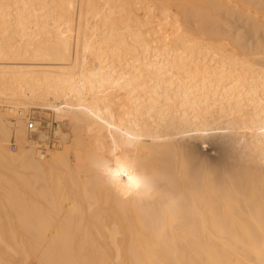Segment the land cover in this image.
<instances>
[{
    "label": "bare ground",
    "instance_id": "6f19581e",
    "mask_svg": "<svg viewBox=\"0 0 264 264\" xmlns=\"http://www.w3.org/2000/svg\"><path fill=\"white\" fill-rule=\"evenodd\" d=\"M78 1L0 0V135L24 141L0 138V264H264V40L213 19L240 0ZM1 106L53 111L64 148L37 160Z\"/></svg>",
    "mask_w": 264,
    "mask_h": 264
},
{
    "label": "rangeland",
    "instance_id": "374dc122",
    "mask_svg": "<svg viewBox=\"0 0 264 264\" xmlns=\"http://www.w3.org/2000/svg\"><path fill=\"white\" fill-rule=\"evenodd\" d=\"M98 1H100V2L102 3V5H104V0H97V2H98ZM144 1H146V0H144ZM144 1H143V2H144ZM251 1L253 2L254 0H251ZM256 1H257V0H256ZM256 1H254V2H256ZM258 1L260 2L259 4H261V6H260V5H256L255 7H252V8H257V7H258L257 9H253V10H255V11L257 10V11L261 12L260 10H258V9L261 8V10H263L262 12H264V9H263V8H264V2H262L263 4L261 3V1H264V0H261V1L258 0ZM258 1H257V2H258ZM78 2H79V1L77 0V2H76V4H75V7H77L78 5L80 6V3H78ZM100 2H98L99 6H100V7H104V6L101 5ZM146 2H147V1H146ZM239 3H240V5H238V7L234 6V4L231 5L232 3H230V5L233 6V9H232V7H230V5L228 4V5H225V6H221V7H220L221 9L223 8V12H221L222 10H220V11L218 10L219 13L221 12V14H222L223 16L225 15V17H230L231 19L229 18L228 20H231V22H233V24L230 22L231 25H233V26L235 25V26L233 27V26H231V25L229 24V25H230V28H229V27H228V26H229V25H228L229 21L227 20V18H226V19H225V18L223 19V16H221V14H220V16H221V17H220L219 14L216 12V13H217V17L214 16L215 14L213 15V17H214L213 19H215V22H217V24H215V28L217 27V28H216L217 30H218L219 28H220V29L223 28L222 31H224V33L221 32V33H222L221 35H223V34L226 33L225 35L222 36V38H224V40L231 41V38H232V37H230V36H231V34H232V36L235 37V38H234V37L232 38V41H233V40H237V37H238V38L240 37V38H241L240 43L243 44L244 46H246V47H250V45H251L252 48L259 47V45L262 44V43H261V42H262L261 40H264V39H263L264 35H261V36H262V37H261V36H259L260 34H257V35L253 34V35H255V37H253V35H252V38H251V39H250L249 37H251L250 34H252V33H261V32H262V34L264 33V32H263L264 29H262V28H261V30H259L260 32H259V31L256 32V31H257V27H258L259 25H258L257 27H254V26H255V23H256V22H254V21H255V20H256V21H257V20H258V21H259V20H262V18L259 19V17H262V16L264 17V14L262 13L263 15H261V13H259V12H253V13H256L258 17L255 16V15L253 14V16L256 17V18L253 17V19H252L253 22H252V21H249V20H250L249 18H250V17L252 18V16H251L252 13H249L250 15L247 17V18H248V19H247L248 21H247L246 18H245V16H244L245 14H240V15H239L238 13H236V12H237L236 10H238V12H239V6H243V8L241 7L242 10H243V11L241 10V11H242L241 13H246V14H248L247 12H252L253 10H252V11H251V10L248 11V10L245 8V5L242 4L241 0H240ZM252 4H253V3H252ZM256 4H258V3H256ZM250 5H251V3L249 4V6H250ZM227 6H228L229 8H231L233 11L230 12L231 9L229 10V8H228ZM251 6H252V5H251ZM251 6L248 7V9L251 8ZM225 7L229 10V11L227 10L226 13H227V12L230 13V14H229L230 16H228V15L225 13V10H226ZM234 7H235V8H234ZM246 7H247V6H246ZM262 7H263V8H262ZM77 8H78V7H77ZM77 8L74 10L75 12L73 11V12H74L73 14H74V16H75V17L73 16L74 19H75V20H74V25H73V27H72V29H73L72 32H73V33L71 32V34H72L73 37H75V33H76V32H75V30H76V26H75V25L77 24V18H78V16H77L78 12H77V11L79 10V8H78V10H77ZM252 8H251V9H252ZM234 9H235V10H234ZM244 10H245V11H244ZM140 11L142 12V10H140ZM234 11H236V12H234ZM75 13H77V14H75ZM224 13H225V14H224ZM234 13H236L237 16H235ZM258 13H259V14H258ZM232 14H234V16H232ZM226 15H227V16H226ZM260 15H261V16H260ZM180 16H181V18H182V15H180ZM239 16H240V17H239ZM241 16H243V17H241ZM246 16H247V15H246ZM215 17H216V18H215ZM233 17L238 18V22L235 21V20H237V19H235V18L233 19ZM219 18H221L223 21L227 20L228 23H227V21H226V22H223V21H222L221 19H219ZM241 18H243V19H241ZM244 18H245V19H244ZM257 18H258V19H257ZM191 19L193 20V18H191ZM254 19H255V20H254ZM182 20H183V18H182ZM240 20H243V21H242L243 24H244V21L246 20V22H245L246 24L243 25V24L241 23ZM183 21H184V20H183ZM183 21H182V22H183ZM218 21H220V22H218ZM234 21H235V23H234ZM262 21H263L262 23L264 24V18H263ZM75 22H76V23H75ZM185 22H186V21H185ZM185 22H183V23H185ZM189 22H190V21H189ZM189 22H188V26H187V28L189 27V28H191V29L193 28V29L195 30V28L197 29V27H199V25H198L197 23H195L194 20L191 21V23H189ZM192 22H193V23H192ZM222 22H223V23H222ZM260 22H261V21H260ZM260 22H259V23H260ZM183 23H182V24H183ZM219 23H220V24H219ZM237 23H238V24H237ZM259 23H257V24H259ZM262 23H261V25H262ZM223 24H224V25H223ZM247 24H248V25H247ZM252 24H253V25H252ZM66 25H68V24H66ZM186 25H187V24H186ZM219 25H221L222 27L219 26ZM225 25H226L227 27H226ZM238 25H239V26H238ZM251 25L256 29V31H254V32H251V31H250V30H252V31L255 30L253 27H248V26H251ZM68 26H69V25H68ZM218 26H219V28H218ZM224 26H225V28H224ZM237 26H238V27H240V26L245 27L246 29L244 28V30H245L246 34H247V32H248V35H246V34L244 33V30H241L242 27L239 29ZM166 27H167V29L170 28L169 26H166ZM168 27H169V28H168ZM184 27H185V26H184ZM236 27H237L238 30L236 29ZM259 27H261V26H259ZM259 27H258V28H259ZM70 28H71V25H70ZM227 28H228V30H229V29L232 30L231 33H229V32L226 31ZM231 28H232V29H231ZM248 28H249V29H248ZM235 30H237L238 33H237V32H234ZM247 30H248V31H247ZM220 31H221V30H220ZM225 31H226V32H225ZM240 32H241V33H240ZM219 33H220V32H219ZM228 33H229V34H228ZM233 33H235V35H233ZM241 34H242V35H241ZM243 34H245V36H244ZM227 35H228V36H227ZM238 35H240V36H238ZM247 36H249V37H247ZM256 36H258L259 38H258V37L256 38ZM243 37H245V38H243ZM246 37H247L249 40H247ZM242 38H243V39H242ZM254 38H255L256 40H254ZM257 39L260 40V41L258 42ZM246 41H249V42L246 43ZM255 41H256V42H255ZM254 42H255V45H254ZM257 44H259V45H257ZM248 45H249V46H248ZM263 45H264V42H263ZM263 45L260 46V48H262V50H264ZM255 46H256V47H255ZM260 50H261V49H260ZM24 61H27V62L30 61V62H31L32 60H24ZM15 107H16V108H15ZM13 109H15V110L18 109V112H19V107L14 106ZM23 109H24L25 111H27L28 107H27V108L25 107V108H23ZM5 110H6V109H5ZM3 111H4V110H3ZM47 111H48V110H47ZM43 112H46V110H43ZM6 113H7V111H5V113H4L5 116H4V115H3V116L6 117V119H7L9 122H11L10 125L13 124L12 122H15V123L17 122V120H15V117L10 116V115H7ZM51 113H52L53 115L56 116L55 118H56V121H57V123H58V125L56 126V129H57L58 126H59V122H60V120H59V122H58V120H57V119H58V116H57L56 114H54L53 111H52ZM13 115H14V114H13ZM23 124H25V122H24ZM25 126H26V125H24V127H25ZM63 127H64V128H63ZM63 127H62L63 129L61 128V129H62V130H61L62 132H71V133L74 132V131H73V127H71V126H70V127H69V126H63ZM65 127H66V128H65ZM25 128H26V127H25ZM67 128H69V129L71 128L72 130L70 129L71 131H69V129L67 130ZM25 130H26V129H25ZM0 138H1V139H4V140H6V141H8V147H7V148H8V150H9V152H10L9 154H10V155H14V156H15V154H17L20 150H18V151H12L11 148H10V141L14 138V139H16V141L18 140L20 143H23V142H24V141H21V140L18 138V136L16 135V132L14 131V129H13L12 127H10L9 129H7L4 135H0ZM46 138H47V137H45V138L37 137V140H38V141H43V140H45ZM57 139H59V138H57ZM18 141H17V142H18ZM59 141H60V139H59ZM64 143H65V142H63V143H62V142H58V144H59V145H57L58 147L56 146V148H54V149L50 152V154H49L47 157H44V158H42V157H41V158H40V157H37V160H39V159H40L39 161H45V160H48V158H50L51 154H53V152H54L55 149H56L57 151H59V150L61 151V150L64 148V145H63ZM25 144H26V143H25ZM59 146H60V147H59ZM62 146H63V148H62ZM27 148H28V147H27ZM57 148H58V149H57ZM193 149H194V152H195L196 154H197V152H198V153L200 154L199 156L202 155L203 157L201 156V158L205 159V161H206L207 159H209V162H210V163H211V162L213 163V161H214V162H218L219 159L221 160L222 157L224 158L222 150H221L220 148H217V147H215V148H213V147H206V148H205V146H203L202 144L199 143V144H197L196 146H193ZM202 149H203V150H202ZM199 151H200V152H199ZM55 152H56V151H55ZM55 152H54V153H55ZM201 152H202V153H201ZM56 153H57V152H56ZM73 153H74V152H72V155L70 154V158H71L72 162L75 163V160H76V159H75ZM217 153H218V154H217ZM204 155H206V157H205ZM213 155H214V156H213ZM212 156H213L214 160H213ZM216 156H217V157H216ZM219 156H220L221 158H220ZM34 157L36 158L35 155H34ZM207 157H208V158H207ZM206 158H207V159H206ZM216 159H217L218 161H216ZM228 160H229V159H228ZM207 162H208V160H207ZM209 162H208V163H209ZM1 163H2V162H1ZM5 163H6V162H3V164H5ZM17 163H19V162L17 161ZM13 164H15V162H14ZM0 166H1V165H0ZM20 168H21V166H20ZM23 168H24V167H23ZM23 168H21V171H20V169H19V171H20V173L22 172V174L24 173L23 175H25V176H26V175L29 176L30 173H31L32 171H33V172H34V171L36 172V170H32V169H31V170H32V171H31V170H29V169H27V168H26V169H23ZM22 169H23V171H22ZM4 171H5V170H4ZM16 171H17V170H16ZM26 171H27L28 173H26ZM33 172H32V173H33ZM35 172H34V173H35ZM4 173H5V174H3V172H2V174L5 175V177H7V178L9 177V180H11V179L14 180V177H11V176H13L12 174H16V172H15V173H12L11 176H10V174H8V173L6 174V172H4ZM20 173L17 172V175L20 174ZM25 173H26V174H25ZM32 173H31V174H32ZM2 174H1V176H2ZM35 174H36V173H35ZM37 174H38V173H37ZM6 175H9V176H6ZM32 175H33V174H32ZM40 175H41V174H39L38 176L40 177ZM20 176H21V175H20ZM30 176H31V175H30ZM35 176H36V175H35ZM35 176H34V177H35ZM38 176H37V177H38ZM3 177H4V176H3ZM10 177H11V178H10ZM34 177L32 176V180H33ZM43 177H44V175H43ZM46 177H47V176H46ZM1 178H2V177H1ZM19 178H20V177H19ZM29 178H31V177H29ZM41 178H42V177H41ZM44 178H45V177H44ZM47 178H48V177H47ZM25 179L27 180V178H25ZM13 180H11V181H13ZM41 180L44 181V179H41ZM1 181H3V180H1ZM15 181H17V180H15ZM28 181H29V179H28ZM33 181H34V180H33ZM35 181H36V177H35ZM3 182H4V181H3ZM5 182H6V181H5ZM23 182H24V181H23ZM25 182H26V181H25ZM31 182H32V181H31ZM36 182H37V181H36ZM50 182H52V181L50 180ZM26 183H27V182H26ZM38 183H39V181L37 182V184H38ZM42 183H43V182H42ZM45 183H46V180H45ZM45 183H43V184H45ZM48 183H49V182H48ZM37 184H36V185H37ZM50 184H52V183H50ZM36 185H35V186H36ZM38 186H39V185H37L36 187H38ZM47 186H48V185H47ZM39 187H40V186H39ZM44 187H45V186H44ZM34 188H35V187H34ZM31 189H32V188H31ZM36 189H37V188H36ZM36 189H35V190H36ZM27 190H28V189H27ZM33 190H34V189H33ZM35 190H34V191H35ZM0 193H2V191H0ZM2 194L5 195L6 193L3 192ZM2 194H1V196H2ZM4 195H3V196H4ZM65 195H66V193H65ZM1 196H0V198H2ZM4 197H5V196H4ZM6 197H7V196H6ZM6 197H5V199H7ZM64 197H65V196L61 197V198H62L61 200H67V198H64ZM66 197H67V195H66ZM2 199H4V198H2ZM2 199H0V202H1V203H2V201H1ZM5 199H4V200H5ZM4 200H3V203H4L5 205H7L9 201H7V200L4 201ZM1 203H0V204H1ZM3 203H2V204H3ZM4 204H3V205H4ZM15 226H17V225H15ZM18 226H19V225H18ZM11 227H14L13 224L11 225ZM22 227L25 229V228H31L32 226H31V225H23V226L20 225L18 228H22ZM18 228H16V229H18Z\"/></svg>",
    "mask_w": 264,
    "mask_h": 264
},
{
    "label": "built area",
    "instance_id": "2783aa9c",
    "mask_svg": "<svg viewBox=\"0 0 264 264\" xmlns=\"http://www.w3.org/2000/svg\"><path fill=\"white\" fill-rule=\"evenodd\" d=\"M1 107L5 108L10 116H18L24 120L26 125V134L29 140V142H26V147L29 148V144L31 143L33 151L38 157H47L58 145V140L55 136L56 126L58 123L55 119V115L51 113V110L43 112L44 109L29 107L27 111L21 109L19 110L20 112H18V109L13 110L8 106ZM39 134H44L47 138L43 141H38L37 136ZM10 148L12 151H18L20 149V145L16 139L13 138L10 141Z\"/></svg>",
    "mask_w": 264,
    "mask_h": 264
}]
</instances>
